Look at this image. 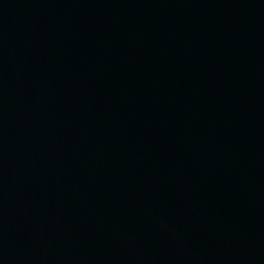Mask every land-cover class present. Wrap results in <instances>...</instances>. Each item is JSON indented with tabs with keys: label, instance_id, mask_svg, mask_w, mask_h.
<instances>
[{
	"label": "water",
	"instance_id": "water-1",
	"mask_svg": "<svg viewBox=\"0 0 264 264\" xmlns=\"http://www.w3.org/2000/svg\"><path fill=\"white\" fill-rule=\"evenodd\" d=\"M0 264H264V0H0Z\"/></svg>",
	"mask_w": 264,
	"mask_h": 264
}]
</instances>
